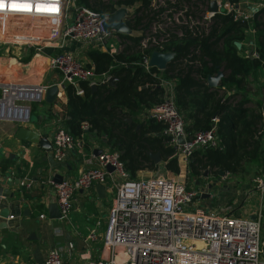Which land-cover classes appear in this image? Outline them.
I'll return each instance as SVG.
<instances>
[{"label":"built area","instance_id":"built-area-1","mask_svg":"<svg viewBox=\"0 0 264 264\" xmlns=\"http://www.w3.org/2000/svg\"><path fill=\"white\" fill-rule=\"evenodd\" d=\"M212 1L193 0L192 4L183 3L176 7L177 0H152L154 12L160 14L158 21L142 34L140 46L162 52L171 32L183 35L178 28L207 32L218 13L233 14L234 4L225 0H216L218 11L211 12ZM3 2L11 4L12 0ZM18 2L32 4V11L0 10V45L18 49L19 54L24 55L33 53L39 56L45 50H51L48 69L61 77L56 84L60 89L57 98L60 105L67 104V87H73L78 96H84L82 83L90 88L110 85L112 76L97 75L82 57L90 50L116 54L129 44L125 35L106 32L105 23L114 14L80 6L77 0ZM37 4L46 10L36 11ZM259 5L264 6V0H260ZM126 10L125 23L131 14ZM234 17L247 21L252 15L238 14ZM68 41L80 47L69 51L74 43L68 44ZM150 57L143 61L146 71L150 70ZM252 58H259V53L252 51ZM174 86L170 80H161L163 102L150 109L148 119L163 126L161 135L168 139L174 156L189 167L195 152L217 148L220 138L216 126L207 132L187 133L186 121L175 103ZM49 87L32 89L6 84L1 87L0 109L13 107L15 102H19H8V96L16 89L33 97L34 101L28 102L43 103ZM57 107L60 109L59 104ZM89 129L88 125H83L84 131ZM51 139L54 160L60 164L65 163L73 151L86 146V135L76 139L63 124L54 130ZM179 139L184 141L183 145ZM104 147L98 156L93 151L88 169L77 176L65 177L62 183L54 185L55 203L64 222L70 220L77 194L88 195L96 185L104 186L105 193L113 194L103 231V259L93 261L91 253L86 252L79 255V263L75 262L71 257L72 250L59 242L47 254L45 264H264L261 216L242 218L232 212H220L205 204L209 201L203 198L208 195L207 188L192 187L163 174L132 179L120 153L107 144ZM108 166L114 170L109 172ZM254 184L253 189L264 202V176ZM100 226L95 225L85 237L82 236L88 246L99 241Z\"/></svg>","mask_w":264,"mask_h":264},{"label":"trees","instance_id":"trees-1","mask_svg":"<svg viewBox=\"0 0 264 264\" xmlns=\"http://www.w3.org/2000/svg\"><path fill=\"white\" fill-rule=\"evenodd\" d=\"M225 1L239 5L246 0ZM77 2L100 13L130 10L126 24L133 34L125 35L129 44L116 54L87 52L88 67L94 68L99 76L109 74L116 78L115 87L106 85L93 92L82 83L84 96L67 87V104H61L59 119L76 139L83 135L87 139L92 134L103 139L102 143L106 140L108 146L120 153L132 179H137L140 172L158 169L148 153H159L166 169L179 172V160L168 139L161 135L163 126L146 117L142 119L145 112L163 102L164 89L159 77L162 74L174 82L175 103L184 116L187 133L207 132L216 126L220 138L217 148L195 152L189 165L193 178L202 179L206 172L236 176L249 164L264 167L262 105L259 101L257 109L247 107L252 97L250 78L256 79L259 71L264 73V6L247 21L235 19L233 14L218 13L207 32L187 28L177 29L183 31L182 36L171 32L161 51L174 53L175 59L161 72L155 68L146 71L143 61L154 49L140 46L142 34L158 21L160 14L154 12L152 0ZM177 2L176 7L192 4L193 0ZM251 40L259 58L248 55L247 44ZM237 44H241V50ZM220 72L223 77L219 87L210 88L208 78ZM83 125L89 126L88 132Z\"/></svg>","mask_w":264,"mask_h":264},{"label":"crops","instance_id":"crops-1","mask_svg":"<svg viewBox=\"0 0 264 264\" xmlns=\"http://www.w3.org/2000/svg\"><path fill=\"white\" fill-rule=\"evenodd\" d=\"M258 1L260 4V0ZM247 46L250 49L248 55L250 52L256 51L253 40L249 41ZM76 48L72 46L69 51L73 52ZM10 52L13 54V58L10 56L0 58V90L6 84L19 88L38 89L59 83L60 78L55 79L49 85L44 82L45 78L53 73L48 69L49 58L53 53L51 50H45L42 55L34 57L31 62L26 64L23 62L27 58L26 54H19L20 50L18 49L15 52L9 49ZM17 54L24 57L16 58L15 56H19ZM250 82L249 94L252 97L247 107L257 109V104L260 101L264 116V87H262L264 86V73L259 71L256 74V79L250 78ZM257 83L261 87V92L258 90ZM258 94L260 96H257ZM15 103L30 108V121L22 124L0 117V177L8 176L9 189L11 193H14L12 199L0 198V264H45L47 254L59 242L72 250L71 257L75 262L79 263V255L86 252L91 253L93 261H101L103 259V231L109 210L100 216L103 219L101 220L102 226L99 228V241L88 246L82 236L85 237L96 223L91 221L93 216L90 217V212L85 209L89 203L82 206L78 202L85 200V197L89 201H103L104 199L99 197L96 189L88 195L80 193L75 196L69 222L50 219L48 206L55 203L54 179L74 177L88 169L90 167L88 160L91 154L94 150L105 148V143L100 141L98 145L96 141L91 144L89 141L88 148L84 147L82 150L73 151L67 156L65 163H57L52 152L46 153L37 145L18 141L16 134L21 127H25L37 132L42 137H51L54 130L50 133L44 130L52 124L49 123V111H46V108L49 107L55 111L59 119L60 111L57 104L61 107L60 103L56 100L57 104L52 107L46 102L43 103L47 105L28 101ZM34 107L39 112L32 115ZM88 138L86 142H88ZM260 170L264 173L263 166L260 167ZM246 191L244 194L246 201H251V204L257 206L264 204L263 199L253 187L248 192ZM5 210L10 212L8 219L1 217ZM43 215L44 219L41 218Z\"/></svg>","mask_w":264,"mask_h":264},{"label":"rangeland","instance_id":"rangeland-1","mask_svg":"<svg viewBox=\"0 0 264 264\" xmlns=\"http://www.w3.org/2000/svg\"><path fill=\"white\" fill-rule=\"evenodd\" d=\"M194 1L197 2L198 0H194ZM111 2H114V1H111ZM258 3H259L258 0L242 1L241 3H239V5H241L240 8H237L238 5H234L236 8L232 7L233 15L247 14V15L253 16L254 15L253 11L258 10L260 7H262V5H259ZM129 12L131 11L129 10ZM72 43H74L73 45L75 47H80L79 44L72 42V41H68V44H72ZM9 49L12 52H15L16 50L15 48L11 49V47L7 48V46L5 45H2V46L0 45V58L4 56H10L13 58V54L11 52L9 53ZM15 57L22 59L24 56L19 55ZM25 57L27 58L24 59L25 61L23 62H25L26 64L27 62H31L32 59L36 56L33 53H31L28 56L26 55ZM82 58L85 63L89 62V58L87 55L84 54ZM159 77L161 78V80L165 79L162 74ZM58 78H61L60 75L53 72L52 74L50 73L49 76L45 78L44 82L49 85L55 79H58ZM254 79L255 78L253 77V80ZM258 84L259 83H257L256 85L258 87V90H260L261 92V87ZM0 92H2V90H0ZM257 96H260V94H258ZM46 111H49V123H52L53 125L52 124H51L52 126L49 125L50 127L48 126L47 128H44V130L50 133L62 123H61V120L57 118V113H55V111L51 110L49 107L46 108ZM38 112L39 111H37L34 107V109H32L31 114L32 115L35 113L38 114ZM43 112H44V109L42 110V113ZM148 112L149 111L143 114L142 119H144L145 117L148 119ZM43 125L44 124H42V127H44ZM89 138L87 140L88 142H86V145L89 144V141H90V144L91 142L96 141L97 144L99 145L100 141L103 140L101 138L94 137V135L92 134H90ZM179 165H180V170L179 172L176 173V172L166 169L165 164L161 162L160 164L157 165L158 166L157 170H153V171L146 170V171L140 172L138 175L139 176L138 178L144 179V178L150 177L152 174L153 175L163 174L166 177L176 179L182 183H188L192 187L200 186V188H207L208 195H210L211 198H208L209 201H206L205 204L209 205L210 207H214L220 212H232L236 216L242 217V218H248L253 215L261 216L262 235L264 238V204L261 206H257L256 204H253V203L251 204V201H246L245 200L246 197L244 199L245 191L247 190L246 192H248L255 185L254 183L259 178L264 176V173H262V170H260L261 165L249 164L246 166L244 172L239 173L236 176L232 174H225L222 176L221 173L218 175H214L212 173L206 172L204 174V177H202V179H199V180L191 176L189 167L184 166V164L181 163L180 161H179ZM210 187H213V188L210 190L209 189ZM112 200H113V194L106 193V197L104 198L103 201H89L85 197V200L78 201V202L81 203L82 206L89 203L88 205H86L85 209L86 211L90 212L89 213L90 217L93 216L91 221H94L96 223L95 225L102 226L101 220L103 218L100 216L108 212L111 206Z\"/></svg>","mask_w":264,"mask_h":264},{"label":"water","instance_id":"water-1","mask_svg":"<svg viewBox=\"0 0 264 264\" xmlns=\"http://www.w3.org/2000/svg\"><path fill=\"white\" fill-rule=\"evenodd\" d=\"M211 12H217L218 6L217 1H212L210 5ZM127 10L125 8L120 9L117 11L111 18L105 23V30L106 32L115 31L116 33L120 35H132V30L128 27V25L125 23L124 19L126 16ZM237 47L239 50H241L242 46L241 44H237ZM249 57L252 58V52L249 53ZM175 54L174 53H164L159 51H153L150 57L149 61V67L150 69H157L161 72H164L168 69L169 65L174 61ZM223 77V73H218L216 76H210L208 78V84L209 87L212 89H216L219 87L221 79ZM117 79L112 77L109 81V84L113 87L116 86ZM93 92L98 91V87L93 86L92 88ZM60 89L57 85H53L49 87L45 92V98L44 102H46L48 105H54L56 104V100L59 96ZM29 97V98H28ZM14 101L19 102H26V101H34L33 97L31 95H24L22 91H19L18 97L14 99ZM263 111H264V105H263ZM0 117L3 119H8L13 122H21L22 124L28 123L30 121V108L19 106V105H13L10 106L7 109H0ZM130 123H132V120H129ZM16 139L18 141L31 143L32 145H37L41 149H43L46 153H50L53 151L52 147V139L51 137H42L37 132L21 127L17 134ZM179 142L181 145L184 144V141L182 139H179ZM105 144H107L106 140L104 141ZM101 150H95V155H100ZM148 156L150 157L151 161L154 162L156 165L160 164L162 162L160 154H152L148 153ZM108 171L112 172L114 169L111 166H108ZM226 173L221 172V175H225ZM8 176H4L3 178L0 177V198H14V193H11L9 187L10 184L7 183ZM63 181V177H59V179H54L55 184H60ZM19 182V181H18ZM199 184V183H197ZM212 188V187H210ZM96 192L99 195L101 199H104L106 197L105 188L102 185H96ZM204 199L210 198V195H205L203 197ZM48 214L50 219L52 220H61V213L58 205L56 203H52L48 206ZM10 215V212L8 210H5L1 217L4 219H8ZM263 254H264V248H263Z\"/></svg>","mask_w":264,"mask_h":264},{"label":"snow or ice","instance_id":"snow-or-ice-1","mask_svg":"<svg viewBox=\"0 0 264 264\" xmlns=\"http://www.w3.org/2000/svg\"><path fill=\"white\" fill-rule=\"evenodd\" d=\"M36 11H43V6L37 4ZM33 8V5L27 2H18V0H12L11 4H5L3 0H0V10H11L12 12H31ZM52 11H55V9H50Z\"/></svg>","mask_w":264,"mask_h":264},{"label":"bare ground","instance_id":"bare-ground-1","mask_svg":"<svg viewBox=\"0 0 264 264\" xmlns=\"http://www.w3.org/2000/svg\"><path fill=\"white\" fill-rule=\"evenodd\" d=\"M12 86H14V85H12ZM18 94H19V90L18 89L13 90L12 94H10L8 96V102L9 103H12V100H14L15 98H17L18 97Z\"/></svg>","mask_w":264,"mask_h":264}]
</instances>
